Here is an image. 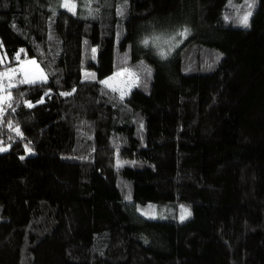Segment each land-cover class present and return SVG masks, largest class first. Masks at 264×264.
<instances>
[{"label": "trees", "instance_id": "obj_1", "mask_svg": "<svg viewBox=\"0 0 264 264\" xmlns=\"http://www.w3.org/2000/svg\"><path fill=\"white\" fill-rule=\"evenodd\" d=\"M66 1L0 0V70L48 75L0 114V264H264V0ZM177 25L167 59L139 47Z\"/></svg>", "mask_w": 264, "mask_h": 264}, {"label": "rangeland", "instance_id": "obj_2", "mask_svg": "<svg viewBox=\"0 0 264 264\" xmlns=\"http://www.w3.org/2000/svg\"><path fill=\"white\" fill-rule=\"evenodd\" d=\"M68 8L75 11L76 5L66 1ZM74 5V7H73ZM246 15V14H245ZM244 15V16H245ZM243 16V17H244ZM187 30V31H185ZM190 29L184 25L170 26L168 28L154 27L149 29L148 32L142 36L138 42L139 47L143 49H151L152 52L161 59H167L172 54L180 49L185 39L189 35ZM183 33V35L181 34ZM147 41V43H145ZM9 60V57L3 51V45L0 42V63H5ZM19 73H22L25 80L29 83H35L45 81L48 79V75L40 63L35 58L23 60L16 67H7L0 70V114L5 109V103L8 102L10 93L8 89L18 79ZM126 71L115 72L109 77L102 80L111 88L119 91L122 96H127L131 89L135 86V80L128 76ZM12 130L22 135L19 126L12 127ZM0 148L8 150V147L0 146ZM2 152V151H0ZM36 153L33 147L26 146L24 154L22 156H32ZM135 211L143 217L150 219H164L175 208L174 204L163 202H146L137 203L135 205ZM178 219L180 222L188 220L192 215L191 207L187 205L178 206ZM183 209H187L190 215H185ZM184 217L183 219L181 217Z\"/></svg>", "mask_w": 264, "mask_h": 264}, {"label": "snow or ice", "instance_id": "obj_3", "mask_svg": "<svg viewBox=\"0 0 264 264\" xmlns=\"http://www.w3.org/2000/svg\"><path fill=\"white\" fill-rule=\"evenodd\" d=\"M229 3H231V0H229ZM68 6L69 5L66 3L65 7H68ZM73 7H74V5H73ZM250 15H251V13H248V15H245L244 17L241 18V23L243 25L247 26V24H248V16H250ZM185 31H187V30H185ZM181 34L183 35V33H181ZM145 43H147V41H145ZM0 151H4V149L0 148ZM183 211H184L185 215H190V212H188L187 209H183ZM181 218L183 219L184 217L182 216Z\"/></svg>", "mask_w": 264, "mask_h": 264}]
</instances>
